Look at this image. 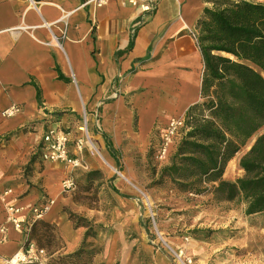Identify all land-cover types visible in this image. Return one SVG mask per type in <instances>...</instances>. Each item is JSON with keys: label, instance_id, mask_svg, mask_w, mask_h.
Here are the masks:
<instances>
[{"label": "crops", "instance_id": "0c3cea01", "mask_svg": "<svg viewBox=\"0 0 264 264\" xmlns=\"http://www.w3.org/2000/svg\"><path fill=\"white\" fill-rule=\"evenodd\" d=\"M85 1L0 0V194L9 190L8 204L24 213L57 198L42 219L60 228L67 252L78 249L83 232L61 212L60 184L71 171L40 158L45 131L86 115L98 152L113 161L109 145L117 159L147 152L170 119H184L202 101L204 61L194 35L204 9L214 7L159 0L146 11L148 0ZM12 106L19 112L5 117ZM6 216L0 200V227ZM24 236L8 228L0 264L21 249ZM152 259L170 264L158 253Z\"/></svg>", "mask_w": 264, "mask_h": 264}, {"label": "rangeland", "instance_id": "374dc122", "mask_svg": "<svg viewBox=\"0 0 264 264\" xmlns=\"http://www.w3.org/2000/svg\"><path fill=\"white\" fill-rule=\"evenodd\" d=\"M76 121L59 128L69 126L72 137L83 135L78 131L82 119ZM90 123L88 119L93 137ZM154 142L133 159L119 156L115 161L86 144L83 168L68 169L67 176L75 178L77 188L60 192L61 212L83 232L82 239L87 229L79 225L92 228L94 235L87 241L95 251L91 264H153L152 254L157 253L170 264H182L186 258L192 264H264V213L247 216L238 202L217 201L211 193H183L169 182L156 185L166 164L157 158L160 137ZM252 143L229 163L225 179L235 181L244 175L239 160ZM54 201L52 207L57 198ZM51 224L48 231L54 238L43 248L44 264H50L51 254L72 253L66 250L60 228Z\"/></svg>", "mask_w": 264, "mask_h": 264}, {"label": "trees", "instance_id": "16d2710c", "mask_svg": "<svg viewBox=\"0 0 264 264\" xmlns=\"http://www.w3.org/2000/svg\"><path fill=\"white\" fill-rule=\"evenodd\" d=\"M206 1L214 7L204 9L196 26L204 61L202 101L186 112L182 139L155 183L169 182L183 193H211L217 201L238 202L245 206L247 216L262 214L264 2ZM250 143L239 160L244 175L235 181L225 179L229 163ZM109 152L117 159L110 145ZM51 226L43 219L34 222L27 233L29 241L40 248L50 245L54 238L48 231ZM80 226L87 230L78 249L56 257L51 254L50 264H91L95 251L87 241L94 233L90 226Z\"/></svg>", "mask_w": 264, "mask_h": 264}, {"label": "built area", "instance_id": "2783aa9c", "mask_svg": "<svg viewBox=\"0 0 264 264\" xmlns=\"http://www.w3.org/2000/svg\"><path fill=\"white\" fill-rule=\"evenodd\" d=\"M107 0H86L85 4L95 2L97 5L105 3ZM150 4L144 7L146 11H152L156 8V3L159 0H148ZM132 4H137L138 0H129ZM197 40V34L194 35ZM19 112L18 106H12L3 112L5 117H11ZM183 118H172L168 124L161 131L160 142L158 145L157 158L161 162H169V157L172 153V148L182 139L184 129ZM83 135H77L72 137L71 130L60 129L59 127H50L47 129L42 137L40 145V158L44 162L60 164L66 169H80L83 168L82 156L86 144H89L96 151V147L91 141V137L88 130V119L86 115L81 121L79 130ZM74 145V151H71V146ZM91 149V150H94ZM121 175V173H120ZM77 188L76 180L72 175H69L61 182V192L71 193ZM10 193L9 190L0 194L1 202L6 205V222L0 227L1 239L0 242L6 241L8 228L12 227L18 232H24L25 235L29 232L33 223L41 220L44 215L50 212L54 199H47L46 201L35 204L24 213V210L14 205L8 204L6 197ZM27 241V240H26ZM174 252V251H173ZM175 253V252H174ZM176 254V253H175ZM46 251L43 248H39L34 242H25L24 245L10 258H6L4 262L6 264H44ZM177 255V254H176ZM183 259V258H182ZM192 259H183L182 264H192Z\"/></svg>", "mask_w": 264, "mask_h": 264}, {"label": "bare ground", "instance_id": "6f19581e", "mask_svg": "<svg viewBox=\"0 0 264 264\" xmlns=\"http://www.w3.org/2000/svg\"><path fill=\"white\" fill-rule=\"evenodd\" d=\"M55 202V201H54Z\"/></svg>", "mask_w": 264, "mask_h": 264}]
</instances>
